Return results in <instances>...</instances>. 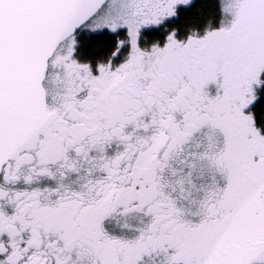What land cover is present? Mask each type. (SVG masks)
Masks as SVG:
<instances>
[{"label":"snow or ice","instance_id":"obj_1","mask_svg":"<svg viewBox=\"0 0 264 264\" xmlns=\"http://www.w3.org/2000/svg\"><path fill=\"white\" fill-rule=\"evenodd\" d=\"M0 264H264V0H0Z\"/></svg>","mask_w":264,"mask_h":264}]
</instances>
